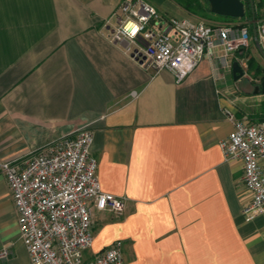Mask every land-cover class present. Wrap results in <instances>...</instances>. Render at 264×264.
I'll use <instances>...</instances> for the list:
<instances>
[{"label":"crops","instance_id":"obj_1","mask_svg":"<svg viewBox=\"0 0 264 264\" xmlns=\"http://www.w3.org/2000/svg\"><path fill=\"white\" fill-rule=\"evenodd\" d=\"M121 1L0 0V156L26 158L90 128L99 189L123 208L93 210L86 257L120 239L123 264H264V215L244 214L241 162L225 160L219 144L234 127L228 111L264 119V93L254 91L261 75L247 58L263 69L264 59L251 40L230 58L246 64L241 78L204 55L176 83L107 37ZM146 1L163 19L209 12L205 0ZM3 247L11 254L0 264H30L0 174Z\"/></svg>","mask_w":264,"mask_h":264},{"label":"built area","instance_id":"obj_2","mask_svg":"<svg viewBox=\"0 0 264 264\" xmlns=\"http://www.w3.org/2000/svg\"><path fill=\"white\" fill-rule=\"evenodd\" d=\"M115 17L117 23L107 37L113 42H125L126 50H131L133 57L155 72L171 71L176 83L204 55L219 60L220 69H231L230 58L236 51L247 48L252 40L248 24L239 18L224 23L163 19L146 0H122ZM161 21L168 30L155 28L154 24ZM130 22L139 26L134 38L124 32ZM256 28L260 40L264 24ZM228 117L234 127L219 144L225 160L241 162L242 185L249 194L243 212L251 219L264 215V120L247 122L230 111ZM92 141V131L82 126L50 140L26 158L0 156V174L6 179L17 215L18 236L26 247L30 264L124 263L120 239L92 257L84 255L93 237V210L123 208L122 198L99 189L97 160L91 155ZM10 254L9 248H0V260L8 259Z\"/></svg>","mask_w":264,"mask_h":264},{"label":"water","instance_id":"obj_3","mask_svg":"<svg viewBox=\"0 0 264 264\" xmlns=\"http://www.w3.org/2000/svg\"><path fill=\"white\" fill-rule=\"evenodd\" d=\"M208 4V10L212 14L228 16L233 18H241L245 14V2L243 0H206ZM248 5L250 7L251 18L250 23L252 25L251 28V37L255 44L257 51L260 56L264 59V50L260 44L256 21H255V10L253 0H247ZM231 72L233 79L237 80L244 75V69L241 64L234 60L231 64ZM255 92L261 91L264 93V76L261 77V80L255 85Z\"/></svg>","mask_w":264,"mask_h":264},{"label":"rangeland","instance_id":"obj_4","mask_svg":"<svg viewBox=\"0 0 264 264\" xmlns=\"http://www.w3.org/2000/svg\"><path fill=\"white\" fill-rule=\"evenodd\" d=\"M152 1V0H149ZM157 1H163L162 3L167 4L170 1L168 0H157ZM254 3V10L257 13L258 18L261 17V14L264 10V0H253ZM206 16H204L203 20L209 23H224V22H233L235 20H237V18H233V17H228V16H221V15H216V14H212V13H207L205 14ZM264 120V119H263ZM262 121V120H261ZM259 121V122H261ZM257 122V123H259ZM87 252L84 253V255L86 256Z\"/></svg>","mask_w":264,"mask_h":264},{"label":"trees","instance_id":"obj_5","mask_svg":"<svg viewBox=\"0 0 264 264\" xmlns=\"http://www.w3.org/2000/svg\"><path fill=\"white\" fill-rule=\"evenodd\" d=\"M205 3H206V8L208 9V4H207V1L205 0ZM187 8H189L187 6ZM250 18H251V12H250V7L248 5V2L247 0L245 1V14L243 17L239 18V21H244L245 23L248 24V30H249V33H251V28H252V25L250 23ZM255 21H256V26H257V21H258V16H257V13L255 11ZM244 50V49H243ZM241 56L244 55V51H242L240 53ZM247 66H248V69L251 70L255 67V71L262 76H264V69L260 66H256V62L255 60L252 58V57H248L247 58Z\"/></svg>","mask_w":264,"mask_h":264},{"label":"clouds","instance_id":"obj_6","mask_svg":"<svg viewBox=\"0 0 264 264\" xmlns=\"http://www.w3.org/2000/svg\"><path fill=\"white\" fill-rule=\"evenodd\" d=\"M130 27H131V31H129ZM138 31H139V26H132L131 22L129 25H126L124 28V32L129 38H134Z\"/></svg>","mask_w":264,"mask_h":264}]
</instances>
